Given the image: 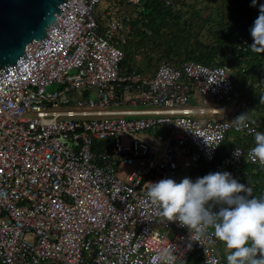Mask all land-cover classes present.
<instances>
[{
  "label": "built area",
  "instance_id": "2783aa9c",
  "mask_svg": "<svg viewBox=\"0 0 264 264\" xmlns=\"http://www.w3.org/2000/svg\"><path fill=\"white\" fill-rule=\"evenodd\" d=\"M141 2L59 6L73 33L50 34L20 74L0 77V264H149L169 241L174 264L194 253L204 264H227L210 227L197 241L160 214L148 182L177 181L181 169L194 178L227 170L238 179L244 164L264 166L250 152L258 131L246 115L251 101L227 64L127 72L123 49ZM238 42L247 49L246 38ZM243 113L246 128L236 122ZM229 134L249 145L230 147L223 168L215 160ZM123 166L129 171L120 178Z\"/></svg>",
  "mask_w": 264,
  "mask_h": 264
},
{
  "label": "trees",
  "instance_id": "16d2710c",
  "mask_svg": "<svg viewBox=\"0 0 264 264\" xmlns=\"http://www.w3.org/2000/svg\"><path fill=\"white\" fill-rule=\"evenodd\" d=\"M170 1V5H165L163 0H142L134 11L137 18L130 23L131 33L123 49L125 57L121 66L127 72L138 71L149 77L163 63L181 66L186 62H195L209 67L227 64L231 69L234 85L251 101V117L264 125V107H261L264 106V52L254 51L249 46L253 42L250 28L259 15L258 11H251V0H211L214 5H218L215 9L217 12L212 17H209L211 13L205 14L206 7L195 8L196 0H192L190 6L185 4L186 0ZM259 3H264V0H258L257 4ZM183 8L189 9L182 12ZM239 37L246 38V51L238 50ZM131 40H135L136 54L142 56L140 65L128 60L133 49L129 47ZM145 46L150 47L152 52L146 50ZM145 50L148 52L143 53ZM144 55L153 57L152 62H161L150 71L148 69H152L151 65L144 64ZM257 105L261 108L257 109ZM229 135L222 143L215 160V164L223 168L227 164L228 151L233 146ZM235 138L241 139L238 136ZM248 140L255 141L254 138ZM242 169L238 180L253 188L252 195L264 197V166L244 164ZM191 178L195 180L194 177ZM218 244L219 248L221 242ZM227 253L228 249L225 250L221 245L219 256L225 263ZM182 264H204L203 257L194 253Z\"/></svg>",
  "mask_w": 264,
  "mask_h": 264
},
{
  "label": "clouds",
  "instance_id": "9594fccd",
  "mask_svg": "<svg viewBox=\"0 0 264 264\" xmlns=\"http://www.w3.org/2000/svg\"><path fill=\"white\" fill-rule=\"evenodd\" d=\"M257 2L251 0L252 5ZM250 33L251 49L264 52V3L260 4ZM250 113L251 106L246 115L258 125L255 141L249 142L255 145L250 152L254 160L264 165V125ZM246 115L243 113L236 118L240 128L248 126ZM244 144L249 145L246 141ZM239 152L235 149L234 154L239 156ZM148 184L147 196L160 205V214L167 221H177L187 227L190 234L194 231L197 241L212 228L214 236L228 249L227 264H264V197L252 195L253 188L240 182L230 171L209 172L195 180L186 176L179 182L163 178ZM175 248L169 241L151 255L149 264H174L178 258Z\"/></svg>",
  "mask_w": 264,
  "mask_h": 264
},
{
  "label": "water",
  "instance_id": "95a60500",
  "mask_svg": "<svg viewBox=\"0 0 264 264\" xmlns=\"http://www.w3.org/2000/svg\"><path fill=\"white\" fill-rule=\"evenodd\" d=\"M74 0H0V77L20 74L21 63L52 41L50 34L63 39L76 26L62 16Z\"/></svg>",
  "mask_w": 264,
  "mask_h": 264
},
{
  "label": "rangeland",
  "instance_id": "374dc122",
  "mask_svg": "<svg viewBox=\"0 0 264 264\" xmlns=\"http://www.w3.org/2000/svg\"><path fill=\"white\" fill-rule=\"evenodd\" d=\"M192 0H186L185 1V4H187V6H190L191 4H192ZM194 6H195V8L196 9H201V8H205L206 7V9H204L205 10V14H208L209 15V13H211L210 15H209V17H212V16H214L215 15V13L217 12L215 9L218 7V5H214L213 3H212V1L211 0H196L195 1V3H194ZM225 6H227V4L225 3ZM224 6V7H225ZM187 9H189V8H183L182 9V12H187L186 10ZM204 14V15H205ZM130 18H131V20H135V18H137V15H136V12H133V13H131V16H130ZM136 38V37H135ZM136 40V39H135ZM135 40H131L130 41V46L129 47H131V49H132V47H133V49H132V52L130 53V56L128 57V60L131 62V63H133V64H136V65H140V64H142L141 63V60H142V56H141V54H139V55H137L136 53H137V51H136V47H135ZM146 47V46H145ZM147 49L146 50H149V51H151L150 50V47H146ZM144 51L143 53H145V52H148V51ZM152 52V51H151ZM150 52V53H151ZM149 53V54H150ZM145 57V55L143 56V58ZM146 59H145V63L144 64H150L151 66V68L152 69H148V70H150V71H152L157 65H158V63L159 62H161V60H159L158 62H152V59H153V57H145ZM148 60H149V62H148ZM146 69V68H145ZM58 89V87H57V85H55V84H53V85H51V86H49V87H47L46 88V92L47 93H50V92H54V91H56ZM258 90V89H257ZM190 103H191V105L193 106V105H195L196 104V102L194 101V100H192L191 98H190ZM259 105V104H258ZM258 105H257V109H259V108H261V107H264V106H261V107H259L258 108ZM121 139H122V141L125 143V141H126V139L125 138H123V137H121ZM118 171V170H117ZM129 171V167H127V166H123V167H121V168H119V171H118V176L120 177V178H123L126 174H127V172ZM177 174H178V179H177V182H179L182 178H184V177H186L188 174H189V171L188 170H183V169H181V170H179L178 172H177ZM221 242V245L222 246H224V244H223V242L222 241H220ZM221 245L219 246V248H218V251H219V255H220V251H221ZM224 249L226 250L227 248L224 246ZM224 251V250H223Z\"/></svg>",
  "mask_w": 264,
  "mask_h": 264
},
{
  "label": "crops",
  "instance_id": "0c3cea01",
  "mask_svg": "<svg viewBox=\"0 0 264 264\" xmlns=\"http://www.w3.org/2000/svg\"><path fill=\"white\" fill-rule=\"evenodd\" d=\"M133 13V12H132ZM229 140L232 142L231 144L232 145H236V144H244L245 142L243 141V139L241 138V139H239V138H235V136H233V135H229ZM239 140V141H238ZM229 148V147H228ZM188 175H190L191 176V174H188ZM188 175H187V177H188Z\"/></svg>",
  "mask_w": 264,
  "mask_h": 264
}]
</instances>
